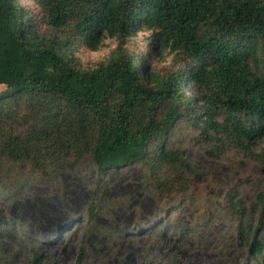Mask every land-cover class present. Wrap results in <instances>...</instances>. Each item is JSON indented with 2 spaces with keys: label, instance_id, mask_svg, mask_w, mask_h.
<instances>
[{
  "label": "trees",
  "instance_id": "1",
  "mask_svg": "<svg viewBox=\"0 0 264 264\" xmlns=\"http://www.w3.org/2000/svg\"><path fill=\"white\" fill-rule=\"evenodd\" d=\"M35 2L31 12L19 0H0V163L47 178L86 159L100 176L140 163L160 193H186L182 153L166 145L177 121H191L264 170V0ZM140 32L149 33L151 52L161 46L173 55L169 69L148 73L145 60L122 49ZM106 38L118 40L117 49L83 68L75 52H96ZM188 87L198 96L184 95ZM175 208L156 222L166 220L161 238ZM223 209L237 221L235 264H264V190L249 206L232 198ZM211 218L187 227L184 238L201 235Z\"/></svg>",
  "mask_w": 264,
  "mask_h": 264
},
{
  "label": "rangeland",
  "instance_id": "2",
  "mask_svg": "<svg viewBox=\"0 0 264 264\" xmlns=\"http://www.w3.org/2000/svg\"><path fill=\"white\" fill-rule=\"evenodd\" d=\"M19 2L38 11L35 0ZM148 36L140 32L121 47L145 60L148 73H161L171 67L173 55L161 46L158 54L151 52ZM118 46V40L106 38L100 50L81 47L75 56L90 69ZM4 89L0 86V92ZM184 95L198 96L194 87L185 88ZM261 146L255 143L252 149ZM166 148L182 153L186 193H160L140 163L100 176L86 159L51 178L0 163V191L10 192H0V264H77L81 253L82 264H144L147 258L155 264H235L239 242L231 239L230 229L237 221L223 208L232 198L246 206L255 203L264 190V170L226 138H207L191 121H177ZM160 175H166L165 169ZM91 207L94 218L89 220ZM174 208L172 229L161 238L166 220L159 227L156 222ZM208 215L212 223L201 235L184 238L187 227L200 225Z\"/></svg>",
  "mask_w": 264,
  "mask_h": 264
}]
</instances>
